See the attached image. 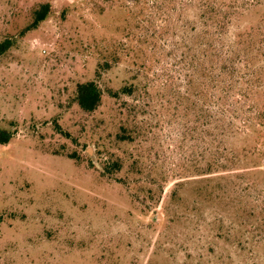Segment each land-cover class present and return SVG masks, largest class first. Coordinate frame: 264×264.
I'll return each mask as SVG.
<instances>
[{"label":"rangeland","instance_id":"374dc122","mask_svg":"<svg viewBox=\"0 0 264 264\" xmlns=\"http://www.w3.org/2000/svg\"><path fill=\"white\" fill-rule=\"evenodd\" d=\"M149 1L136 17L132 0H0V264H264V0H209L262 82L259 127L225 140L242 159L211 180L197 10L180 28Z\"/></svg>","mask_w":264,"mask_h":264},{"label":"trees","instance_id":"16d2710c","mask_svg":"<svg viewBox=\"0 0 264 264\" xmlns=\"http://www.w3.org/2000/svg\"><path fill=\"white\" fill-rule=\"evenodd\" d=\"M132 1L139 5V9L130 7V13L136 17L145 10L144 5L150 2L149 0ZM151 1L155 2L154 6L161 11L165 12L167 9L175 12L178 20L182 22L180 23V28H185L188 24L187 20L190 21L186 19V12L190 9L192 3L193 8L197 10L200 30L198 35L194 37L197 46V55L195 57L199 64L202 65V69L200 70L202 76H211L212 88L214 89L211 95L214 108L210 114L213 128L209 143V157L205 168L199 170L200 174L198 175L210 177V180L213 175H218V177L224 179L226 176L221 173L231 172L234 169L231 167L235 166L242 159L235 153V150H232L233 148L227 145L225 140L246 133L247 129L245 128L254 130L259 127V124L255 121V116L249 114L253 107V104L249 102V98L254 97V94L257 93L262 84L261 79H259V67L253 64L256 59L252 58L249 60L238 49L224 48L225 28L227 25L225 20L222 19L224 10L209 0ZM50 9V3L41 4L34 11V18L28 29L36 27L39 22L45 20L50 13ZM223 18H225L224 15ZM239 37L241 38V35ZM9 46L10 41L8 39L1 41L0 55ZM244 61L249 62L244 63ZM208 64L209 71L206 70L205 66ZM101 94V89L94 80L77 84L76 100L79 107L84 111L91 112L95 110L100 104ZM58 130H61L59 126ZM63 133L69 135L66 132ZM10 137L9 132L2 131L0 133V143H6ZM249 215L254 216L252 208L249 210ZM220 222L222 223V221ZM262 226L263 224L260 227ZM247 232H249L248 229L245 230V233ZM251 242L255 243V241ZM239 243L242 245V242Z\"/></svg>","mask_w":264,"mask_h":264}]
</instances>
